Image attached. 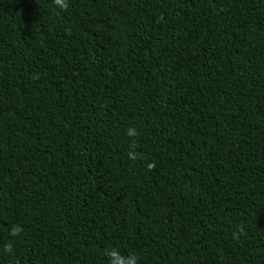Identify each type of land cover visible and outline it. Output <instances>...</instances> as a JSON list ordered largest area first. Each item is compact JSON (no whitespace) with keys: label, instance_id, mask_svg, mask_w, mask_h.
Instances as JSON below:
<instances>
[{"label":"trees","instance_id":"obj_1","mask_svg":"<svg viewBox=\"0 0 264 264\" xmlns=\"http://www.w3.org/2000/svg\"><path fill=\"white\" fill-rule=\"evenodd\" d=\"M107 249L264 264V0H0V264Z\"/></svg>","mask_w":264,"mask_h":264},{"label":"clouds","instance_id":"obj_2","mask_svg":"<svg viewBox=\"0 0 264 264\" xmlns=\"http://www.w3.org/2000/svg\"><path fill=\"white\" fill-rule=\"evenodd\" d=\"M55 4L61 9L66 7V0H54ZM129 135H133L132 130H129ZM130 158H135V154L129 152ZM20 231L19 228L13 227L11 229V234L16 235ZM8 246L6 245V249ZM105 256L108 258V264H137V259L134 255H129L127 257H122L120 253L115 249H107L105 251Z\"/></svg>","mask_w":264,"mask_h":264}]
</instances>
